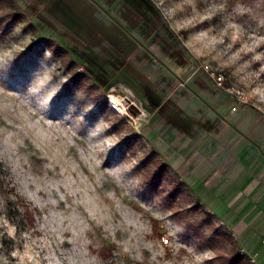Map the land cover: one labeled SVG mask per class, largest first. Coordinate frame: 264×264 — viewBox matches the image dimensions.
<instances>
[{"label":"rangeland","instance_id":"obj_1","mask_svg":"<svg viewBox=\"0 0 264 264\" xmlns=\"http://www.w3.org/2000/svg\"><path fill=\"white\" fill-rule=\"evenodd\" d=\"M17 4L23 21L0 8V264H220L234 232L206 207L178 219L140 173L158 120L128 65L155 24L161 65L214 83L207 64L264 114V0H54L49 21Z\"/></svg>","mask_w":264,"mask_h":264},{"label":"crops","instance_id":"obj_2","mask_svg":"<svg viewBox=\"0 0 264 264\" xmlns=\"http://www.w3.org/2000/svg\"><path fill=\"white\" fill-rule=\"evenodd\" d=\"M18 1L52 20L46 9L54 0ZM158 29L152 24L146 39L153 48L134 47V64L128 65L150 87V93L140 92L158 120L155 145L240 247L264 264V114L240 104L232 109L234 97L197 67L183 78L180 68L161 65L154 49L162 39ZM155 34L158 41H150ZM146 63L154 64L152 80L140 74Z\"/></svg>","mask_w":264,"mask_h":264},{"label":"trees","instance_id":"obj_3","mask_svg":"<svg viewBox=\"0 0 264 264\" xmlns=\"http://www.w3.org/2000/svg\"><path fill=\"white\" fill-rule=\"evenodd\" d=\"M0 8L2 15L10 20L23 21L26 18V12L20 10L17 0H0ZM57 54L66 63V69L71 72L69 81L80 83L83 76L73 69L75 58L67 49H63ZM143 154L144 158L140 159L138 168H140V173L143 175L146 185L154 193L156 192L162 196L178 219L190 220L193 210L205 209L202 199L158 148L150 147L148 150L143 151ZM2 168V162L0 161V190L10 193L12 189L6 185ZM227 238L230 241V249L226 254L220 256V264H250L251 257L247 253L241 252L238 240H233L228 236Z\"/></svg>","mask_w":264,"mask_h":264},{"label":"built area","instance_id":"obj_4","mask_svg":"<svg viewBox=\"0 0 264 264\" xmlns=\"http://www.w3.org/2000/svg\"><path fill=\"white\" fill-rule=\"evenodd\" d=\"M204 69L209 73L210 77L214 80V83L217 87L225 89L236 99L237 102H245L246 98L243 95L241 90L234 89L233 87L226 86V79L223 73L215 72L209 65H204ZM232 109H236V105L232 106ZM168 240V239H167ZM241 252H245V249L242 248ZM255 262V257L251 258Z\"/></svg>","mask_w":264,"mask_h":264}]
</instances>
